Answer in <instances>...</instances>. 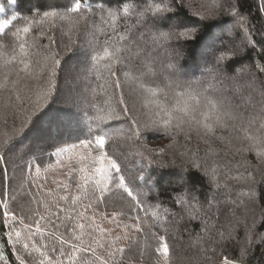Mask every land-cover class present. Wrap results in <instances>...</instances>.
<instances>
[{"label": "snow or ice", "instance_id": "snow-or-ice-1", "mask_svg": "<svg viewBox=\"0 0 264 264\" xmlns=\"http://www.w3.org/2000/svg\"><path fill=\"white\" fill-rule=\"evenodd\" d=\"M111 3L69 0L62 11L0 20V90L10 93L0 105V228L15 264H173L181 229L204 264H249L255 247L264 250V116L254 127L242 109L251 99L246 94L264 97V39L254 38L240 0H217L197 15L226 14L243 35L242 47L222 40L206 47L202 75L186 79L173 62L198 31L184 18L185 0L104 6ZM57 26L62 40L53 34ZM245 49L259 60L237 67ZM159 50L169 57L164 64L153 55ZM69 76L98 83L68 95L60 84ZM130 82L135 98L124 91ZM87 92L92 101L103 93V104ZM85 103L94 115L84 111ZM83 124L88 133L82 138ZM153 134L170 144L148 147ZM193 134L208 147L204 156L186 145L177 154L179 190L171 196L177 210L149 203L161 180L157 169L176 163L175 156L166 159L168 151L177 148L178 137L188 141ZM125 147L142 161L135 172L121 162ZM230 155L240 159L234 163ZM45 157L50 162L42 168ZM55 170H65V178L50 180L47 173ZM195 175L209 186L203 201ZM193 223L199 225L195 235ZM231 248L236 255L228 254Z\"/></svg>", "mask_w": 264, "mask_h": 264}, {"label": "trees", "instance_id": "trees-1", "mask_svg": "<svg viewBox=\"0 0 264 264\" xmlns=\"http://www.w3.org/2000/svg\"><path fill=\"white\" fill-rule=\"evenodd\" d=\"M87 2L92 3V0H87ZM103 0H101V3ZM129 3H135L136 6H142L145 3V0H128ZM217 2V0H185V9L184 12L187 14L186 18L190 24H193L197 27L196 38L188 43L183 49L179 50V55L175 58L173 62L178 63L182 71L186 74L185 78H196L202 75L203 69L205 67V62L207 53L205 52L206 47L209 46H218V41L222 40L225 44L229 46L235 45L237 48L242 47L243 35L238 28L232 27L231 19L226 15H217L215 17H210L205 20H200V16L197 13L203 15L206 14V11L211 9L212 6ZM69 3V0H17L15 5L10 4L9 0H0V4L5 7V12L0 13V20L10 18L13 14L24 17L32 16L36 11H45V10H63ZM241 11L249 17L252 22L254 30V38L257 41L264 39V9L261 8L264 5V0H240ZM95 8L97 5L92 4ZM105 7H121L122 5L117 3V0H112L111 4H105ZM134 20V18H133ZM18 26H23L21 21L16 22ZM123 30V29H121ZM53 34L58 40H62L61 30L59 26L53 29ZM210 37H216L217 40H211ZM47 43L46 40L42 41ZM156 56L159 64H164L168 61L169 57L159 50L158 52L153 53ZM259 60L256 51H251L250 49H245L242 54L237 56L234 63L237 67L241 65H248L253 61ZM74 63H76L74 61ZM138 61H133V67H135ZM159 66V65H158ZM4 78V70H0V81ZM29 84H32V81H28ZM98 82L93 78V82L88 84L87 82L77 80L75 81L72 76H69L66 80H63L60 84V87L64 90L65 94L76 95L82 92H85L87 88H94ZM11 85L9 84V88ZM136 85L134 83H127L125 85L124 91L126 95H130L133 98L136 97ZM30 94V93H29ZM9 92L0 90V105L7 101ZM88 98L92 101V95L90 92H87ZM246 95H250V101L242 109V114L246 120L255 119L256 124L254 127H258L260 123V118L264 116V97H262L259 91H252ZM105 99L103 93H99L96 96V99L92 102L103 104ZM14 102V101H13ZM234 103H239L238 99L233 100ZM137 107L139 109L138 115L143 118L144 109L137 102ZM82 108L89 115H94V110L89 107L87 103L82 104ZM88 133V124L82 125V131H79L77 135H80L82 138L86 137ZM220 133H218L219 135ZM177 148L171 151H168L166 159H172L175 156L176 163L170 169H157L161 176L160 184L156 189V193L150 194L149 203L155 204L159 200L164 207L173 208L177 210L175 206L171 203V196L175 191L179 190L178 184V173L181 167V161L178 157V153L184 150L186 147L192 151H199L200 156H204L205 150L208 145L204 141L200 140L195 134L192 135V138L188 141H185L182 136L178 137ZM75 135L68 142H74ZM148 147L152 149L166 148L170 144L168 137L162 134H153L148 137L147 140ZM218 146V145H214ZM55 149H49V151H54ZM124 156L122 157L121 162L132 172H135L139 169L142 164V161L138 155H136L135 150L131 147H125L122 149ZM249 160L255 164L257 161L251 156L247 157ZM229 159H232L233 162L240 159L239 156H229ZM49 159L45 157V164L42 165L46 167L49 163ZM54 163V161H51ZM62 175L58 177L54 174V171L47 173L50 177L55 179H64V171L60 170ZM53 172V173H52ZM233 174H235L233 172ZM227 178V177H226ZM192 184L195 187L196 191L200 194V199L203 201L205 195L209 190V186L205 179L201 178L199 175H195L191 178ZM232 185H235V181H230ZM48 187L54 188L55 185L49 181ZM158 193V196H157ZM222 219V217H221ZM106 228H112L113 225L105 223ZM193 235L199 232L198 223H193L190 225ZM264 231V228L261 229ZM182 231V237L180 240L175 241V247L173 251V264H204L202 258H200L198 250L190 246L189 236L186 231ZM170 243H173L170 241ZM0 254L4 256V260H0V264H15V255L11 250V246L5 242L3 229L0 228ZM229 255H236V249L231 248ZM128 264H135L134 260L128 261ZM249 264H264V250L259 246L255 247L252 251L251 256L249 257Z\"/></svg>", "mask_w": 264, "mask_h": 264}, {"label": "rangeland", "instance_id": "rangeland-1", "mask_svg": "<svg viewBox=\"0 0 264 264\" xmlns=\"http://www.w3.org/2000/svg\"><path fill=\"white\" fill-rule=\"evenodd\" d=\"M2 20H3V19H2ZM75 81H77V80H75ZM52 173H53V172H52ZM54 174L57 175L58 177H61V175H62V173H61L60 170H55V171H54Z\"/></svg>", "mask_w": 264, "mask_h": 264}]
</instances>
